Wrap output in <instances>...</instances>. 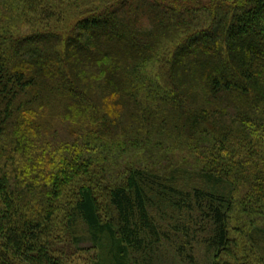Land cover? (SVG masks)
<instances>
[{"label":"trees","instance_id":"1","mask_svg":"<svg viewBox=\"0 0 264 264\" xmlns=\"http://www.w3.org/2000/svg\"><path fill=\"white\" fill-rule=\"evenodd\" d=\"M168 213L263 243L264 0H0V264H131Z\"/></svg>","mask_w":264,"mask_h":264},{"label":"rangeland","instance_id":"2","mask_svg":"<svg viewBox=\"0 0 264 264\" xmlns=\"http://www.w3.org/2000/svg\"><path fill=\"white\" fill-rule=\"evenodd\" d=\"M171 214H164L166 218L164 215L162 217L155 216L158 224L163 225L162 231H170L171 226L180 225L181 227L185 226L183 227L184 232H167L169 237L162 236L151 250L147 249L142 253L131 252L129 256L131 264H212L214 250L209 247V238L211 237L209 227L200 222L197 213H194L191 219L182 217L176 220H174L175 215L172 218ZM243 219L235 220L233 225L241 227ZM258 235L263 243L259 246L260 250H255L254 253L253 249L250 250L252 253L249 254L251 264H264V230ZM90 245L89 242L85 243V246ZM238 257L243 263L245 262L242 254H239Z\"/></svg>","mask_w":264,"mask_h":264}]
</instances>
